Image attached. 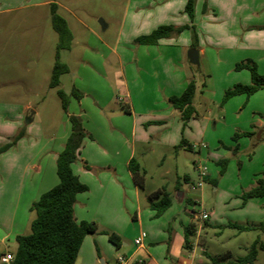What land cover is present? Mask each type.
<instances>
[{
	"label": "rangeland",
	"instance_id": "1",
	"mask_svg": "<svg viewBox=\"0 0 264 264\" xmlns=\"http://www.w3.org/2000/svg\"><path fill=\"white\" fill-rule=\"evenodd\" d=\"M49 1L53 0H0V146L21 132L9 148L0 151V175L2 165L12 166L15 171L11 175L17 181L19 173L24 183L32 182L42 171L45 176L49 174L51 146L69 131L70 113H82L88 120L91 115L92 120L86 121L90 125L95 118L92 104L98 108L104 104L100 113L111 128L109 120L114 115L108 109L114 106V110L120 111L118 114H125L123 109L129 101L125 86L131 95L140 94L141 86H157L162 79L161 75L151 73L150 64L137 68L134 61L128 65L124 60L123 65L128 66L121 73L112 50L119 38L129 37L131 12L142 16L165 0H54L68 31L61 41L52 25ZM197 16L206 29L201 31L197 27L200 43L196 40L195 47L202 45L206 55L198 65L191 63L196 115L182 123L184 136L178 141L177 155L172 161L181 175L188 173V182L184 184L180 178V185L197 201L189 204L178 200L170 187L175 173H164L165 167L171 165L169 161L161 167L162 158L154 152L141 159L148 172L144 190L139 188V205L134 201L129 204L133 198L128 192V203L122 199L112 222L113 227L126 232H119V236L128 248L97 245V264L100 259L106 264H119L117 255L134 247L132 237L140 231L146 233L145 239L147 233H153L150 246L158 264H176L178 258L171 247L176 252L183 248V227L189 223L195 225L196 232L190 237L192 252L186 250L194 263L209 261L204 251L220 257L229 254L226 259H236L247 252L257 236L264 241V224L259 226L264 221V195L247 198L245 202L241 197L257 179L264 180V87L250 96L237 94L224 99L228 87L250 83L249 70L235 69L236 62L251 59L257 72L264 73V0H198ZM133 40L128 49L131 52L137 44ZM121 48L119 45L118 50ZM56 61L67 70L59 75L58 84L51 86L49 80ZM73 88L79 91V98L70 94ZM57 89L67 94L66 110ZM138 98L146 100L144 96ZM144 105L142 102L140 107ZM86 132L90 135L87 139L93 140V133ZM242 132L250 135L233 137ZM182 139L192 144L204 143V150L212 155H197L202 149L197 145L182 148ZM221 158L227 161L219 172L221 165L216 161ZM39 165L42 169L35 170ZM202 165L207 166L211 179L205 178L201 186L191 190L198 178L196 169ZM165 182L169 183L173 204L154 218L147 195ZM201 210L208 214L207 219L195 216ZM229 222L253 228L239 231L228 226ZM8 247L14 249V244ZM254 264H264V249L258 251Z\"/></svg>",
	"mask_w": 264,
	"mask_h": 264
},
{
	"label": "crops",
	"instance_id": "2",
	"mask_svg": "<svg viewBox=\"0 0 264 264\" xmlns=\"http://www.w3.org/2000/svg\"><path fill=\"white\" fill-rule=\"evenodd\" d=\"M197 2L198 0L194 4V16L192 20H190L188 14L184 11L185 0H165L154 10H146L142 16L139 15V12H131L130 22L132 31L128 35L130 42L129 37L127 39L119 38L116 41V48L112 50L113 60L117 61L121 73L122 70H127V66L130 65L131 61H134V65L137 68L150 64L151 73L156 76L161 75L162 79H160L157 86H148V88L141 86L139 89L140 94L135 93L134 90L135 94L131 95L132 92L128 89V86H125L126 95L129 97V101L125 103L127 107L123 109L125 114H118L120 111L118 109L114 110V106L109 108L110 114L114 115L109 120L111 128L107 126L108 122L100 113L101 110L104 111L105 109L104 104L102 106L98 104L100 108L96 107L94 103L92 104V113L95 115V118L90 125H87L86 121L92 120L93 117L91 115V118L88 120L84 119L82 113H70L80 116L85 131L87 130L90 134L93 133V140H89L87 137L84 138L83 144L79 149L78 159L72 164L74 173L77 174L81 182L87 185V190L77 194L73 212L77 221L82 219L96 221L99 230L96 233L87 234L83 238L73 264L77 261L78 264H97V254L95 251V248H98L97 245H102V248L114 246L107 239V235L101 231L117 232L116 234L118 235L119 232L126 234V232L119 231L120 229H117V227H113L112 222L116 215L115 210L119 209L118 205L122 203V199L128 203V192L130 193V197L133 198L129 204H132L134 201L136 205H139L140 202L141 191L133 182L131 172L128 169V162L131 157L136 156L141 163V159L142 161L145 160L149 154L154 152L162 158L160 161L161 167L169 161L171 165L165 167L164 173L168 174L172 171L175 173V179L170 184V187L172 186V190L176 192L178 200H186L189 204H194L197 201L194 195L190 194L188 190H184L180 185V178H182L184 184L188 182V173H182L181 175L178 167L174 164L172 166L173 158L177 155V144L179 139L184 136V130L181 129L180 111L174 108L168 101L169 96L179 95L185 88L187 81L194 78V69L191 66L192 62L188 58V51L191 48L197 50L198 64L199 61L204 59L203 56L206 55V48L202 45H198V47H192L191 45L196 40L200 43L199 36L197 35L198 28L201 31L204 28L206 29L205 24L203 23L202 25L198 21ZM206 13L208 14V12ZM202 16L203 18H208V15ZM201 22H204L203 19H201ZM162 24H171L174 27L185 24L193 25L196 38L193 41L190 30L185 28L179 33L171 32L169 36L158 39L156 44H136L134 51H128L131 48L133 38L139 34H146L156 26ZM119 45L122 46L120 50H118ZM262 47L260 46V48ZM124 60L128 65H123ZM109 61L107 62L109 63ZM130 73H132V70H130ZM138 95L144 96L146 100L138 98ZM193 98L191 104L194 107ZM81 100L79 99L78 101L80 102ZM142 102L145 105L140 107ZM137 107L139 109L136 111L135 108ZM143 108L146 111H143ZM69 132L70 128L68 132L66 131L59 137L58 142L51 146L52 148L50 147L51 154L48 159L49 174L47 176H45L46 172L42 171V174L32 182L24 183L21 181L22 176L19 173V180L17 181L15 180V176L11 175L15 171L14 167L2 165L3 175H0V254L5 252L12 253L15 250V235L27 233L30 220L33 218V212L29 211L31 202L57 182L55 160ZM189 144L191 148L194 145L202 148L198 150L197 155H202L206 158L212 155L208 150H204L206 146H201L202 142L197 143V141H194V144L186 142L181 144V147L185 148ZM85 164L88 168L85 167ZM141 165L145 168V185L148 171L142 163ZM199 167L196 169L197 181L200 180L198 174ZM205 167L206 174L202 180L205 178L210 180L211 174L207 166ZM25 168L27 169V167ZM34 169L40 171L42 167L39 165L34 167ZM5 173L6 175H4ZM163 174L160 172V176H163ZM186 179L187 181H185ZM163 184L171 197V204L169 206L171 207L173 200L172 193L168 189L169 183L165 182ZM141 189L144 190V186ZM193 189H197L196 184L194 186L191 185V190ZM150 210L153 217L154 211ZM134 217L136 216L134 215ZM153 238V233H147L143 247H131L132 249H126L124 254L132 255L133 258H142L141 264H158L157 258L153 255L151 251L152 247L150 246L153 243ZM259 241L264 242L261 238H259ZM11 243L14 244V249L8 247ZM121 245L128 248V243L124 240L123 242L121 241ZM182 245L183 241L181 247ZM263 249L264 247L257 248V254L259 250ZM187 250H191L192 252V243L191 248ZM187 250L181 248L176 252L171 247V252L177 255L178 258L176 264H210V256H214L204 251L209 261L194 263ZM226 258L223 261L229 260Z\"/></svg>",
	"mask_w": 264,
	"mask_h": 264
},
{
	"label": "trees",
	"instance_id": "3",
	"mask_svg": "<svg viewBox=\"0 0 264 264\" xmlns=\"http://www.w3.org/2000/svg\"><path fill=\"white\" fill-rule=\"evenodd\" d=\"M194 0H186L184 11L188 14L190 20L194 16ZM58 4L53 0L49 2V11L51 14L52 25L57 31L60 41L64 34H68L65 21L57 13ZM188 28L191 32V38H196L193 25H181L174 27L171 24H162L153 28L146 34L137 35L134 42L137 44H156L158 39L167 37L171 32L179 33L181 30ZM192 47H195L193 42ZM57 57V54H56ZM235 69L247 68L250 72V83H235L224 91V99L237 94L250 96L258 89L264 87V73L259 74L256 70V64L251 59H245L235 63ZM64 64L56 61L53 64L49 83L51 86L58 84L59 75L66 71ZM195 93L194 79H189L183 91L179 95L168 97L170 104L180 111V118L183 124L191 115H196L192 106V98ZM57 94L61 99V105L66 110L67 94L57 89ZM71 95L80 97L79 91L73 88ZM70 132L63 144L62 149L58 152L55 160L57 182L49 189L43 191L36 200L31 202L29 211L33 212V218L30 220L28 233H19L15 235L16 247L12 252L13 258L10 264H73L83 238L87 234L98 232V226L94 220L77 221L73 206L78 193L87 190V185L80 181L77 174L72 169V164L78 159L79 149L84 138L90 137L85 131L80 116L69 114ZM21 135L19 132L11 142L0 146V151L6 150L15 142L16 138ZM239 135H250V132L235 133L234 138ZM181 143H186L183 139ZM190 144L186 145L190 148ZM227 159L217 160L221 165L219 172H222ZM85 167L88 166L85 164ZM128 169L131 172L133 182L139 187L144 186L145 168L140 165L135 157H131L128 162ZM178 188V186H176ZM264 195V180L259 178L254 186L245 190L241 197L243 202L247 198ZM148 207L152 209L153 217H159L165 209L171 204V197L166 191L165 185L158 187L147 195ZM263 222L259 223L262 226ZM228 226L238 229L239 231L249 230L252 228L248 224H238L229 222ZM195 225L189 223L183 227V245L184 249L191 248L190 237L194 234ZM107 235V239L114 244L115 248L121 246L120 236L114 232L101 231ZM258 244V245H257ZM264 242L259 241V237L251 243L247 252L236 259L223 261L227 255L222 257L210 256V264H253L257 248H263Z\"/></svg>",
	"mask_w": 264,
	"mask_h": 264
},
{
	"label": "built area",
	"instance_id": "4",
	"mask_svg": "<svg viewBox=\"0 0 264 264\" xmlns=\"http://www.w3.org/2000/svg\"><path fill=\"white\" fill-rule=\"evenodd\" d=\"M201 146H205L204 143L201 144ZM198 174L200 180L196 182V186L199 187L202 184V178L206 174V167L200 166L198 168ZM195 216L201 220H205L208 217V214L205 211H200L198 214H195ZM146 233L144 231H140L134 238H133V245L138 247L144 246ZM13 258V254L11 252H5L0 254V264H10L11 260ZM117 262L119 264H141L143 259L142 258H133L132 255L129 254H120L117 255Z\"/></svg>",
	"mask_w": 264,
	"mask_h": 264
},
{
	"label": "water",
	"instance_id": "5",
	"mask_svg": "<svg viewBox=\"0 0 264 264\" xmlns=\"http://www.w3.org/2000/svg\"><path fill=\"white\" fill-rule=\"evenodd\" d=\"M188 58H189L190 62L198 64V53H197V50L195 48H191L188 51ZM100 262H101L100 264H105V261H103L101 259H100Z\"/></svg>",
	"mask_w": 264,
	"mask_h": 264
}]
</instances>
